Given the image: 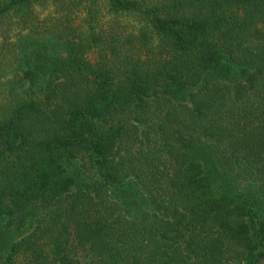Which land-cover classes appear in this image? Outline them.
Masks as SVG:
<instances>
[{
  "label": "trees",
  "instance_id": "16d2710c",
  "mask_svg": "<svg viewBox=\"0 0 264 264\" xmlns=\"http://www.w3.org/2000/svg\"><path fill=\"white\" fill-rule=\"evenodd\" d=\"M85 249L264 264V0H0V264Z\"/></svg>",
  "mask_w": 264,
  "mask_h": 264
},
{
  "label": "rangeland",
  "instance_id": "374dc122",
  "mask_svg": "<svg viewBox=\"0 0 264 264\" xmlns=\"http://www.w3.org/2000/svg\"><path fill=\"white\" fill-rule=\"evenodd\" d=\"M98 5H99V8H101V10H102L101 11L102 14L104 15V18H103L104 21L105 22H112V18L105 13L104 6L102 4H100V3H98ZM37 10H38L39 17L40 18H45V16L47 17L48 13H50L52 9L49 8V7H46V8H43V9L37 8ZM79 18H80V16H79ZM77 21H78V19H76V22ZM117 21L121 22V24L124 25V26L123 25L122 26L125 27L124 31L127 32V33L132 29L131 27H133V25L135 24V23H133L134 20H132L130 18H128V19H125V18L121 19L120 18ZM87 58H89V60L91 62H93V57H92L91 54H88ZM195 152H198V151L195 150ZM198 153H201V152H198ZM199 156H201V155H199ZM200 158L201 157H199V159ZM175 256H176V260H175L174 264H183L180 261V255L177 254ZM87 261H88V251L85 249V250L76 251L72 262H74V264H85V263H87Z\"/></svg>",
  "mask_w": 264,
  "mask_h": 264
}]
</instances>
